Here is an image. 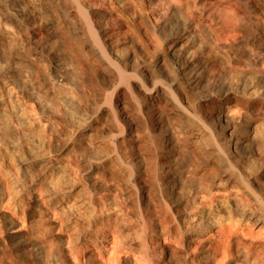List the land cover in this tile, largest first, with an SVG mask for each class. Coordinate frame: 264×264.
<instances>
[{
	"label": "bare ground",
	"instance_id": "bare-ground-1",
	"mask_svg": "<svg viewBox=\"0 0 264 264\" xmlns=\"http://www.w3.org/2000/svg\"><path fill=\"white\" fill-rule=\"evenodd\" d=\"M262 5L0 0V264H264Z\"/></svg>",
	"mask_w": 264,
	"mask_h": 264
},
{
	"label": "rangeland",
	"instance_id": "rangeland-1",
	"mask_svg": "<svg viewBox=\"0 0 264 264\" xmlns=\"http://www.w3.org/2000/svg\"><path fill=\"white\" fill-rule=\"evenodd\" d=\"M258 3L260 4V5H262V6H264V0H258ZM252 27V28H251ZM256 26H248L247 27V29H246V37L244 38V41L242 42V41H240L239 43H238V48H236V51L237 52H239L240 50H244V48H245V46L244 45H246V39L248 38V35H251V36H253V35H255V34H257V28L254 30L253 28H255ZM250 28V29H249ZM250 31H251V33L252 34H250ZM248 32H249V34H248ZM256 32V33H255ZM250 36V37H251ZM241 48V49H240ZM243 48V49H242ZM12 170V169H11ZM11 172H14L15 173V171L13 170V171H11ZM14 254V259L13 260H15L16 259V261L18 262V261H21V259H22V254L24 255V251H16V252H14L13 253ZM13 254H12V256H13ZM19 259V260H18Z\"/></svg>",
	"mask_w": 264,
	"mask_h": 264
}]
</instances>
